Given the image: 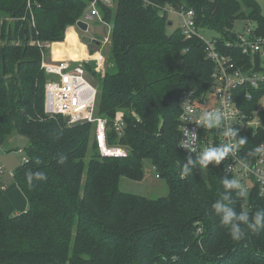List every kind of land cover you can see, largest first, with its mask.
Returning a JSON list of instances; mask_svg holds the SVG:
<instances>
[{
    "label": "trees",
    "instance_id": "16d2710c",
    "mask_svg": "<svg viewBox=\"0 0 264 264\" xmlns=\"http://www.w3.org/2000/svg\"><path fill=\"white\" fill-rule=\"evenodd\" d=\"M92 1L0 0V147L18 134L28 138L22 149L27 162L13 177L2 175L25 194L26 210L15 215L6 211L3 186L9 183L0 177V264H264V230L246 231L235 241L212 210L223 190L222 178H234L223 161L204 169L206 177L199 167L180 176L188 156L178 146L180 98L189 89L207 93L214 64L200 37L187 39L179 27L168 32L169 15L158 8L171 4L194 9L200 31L215 32L222 52L251 65V57L236 46L239 33L234 27L238 20L245 26L252 22L256 34L264 36L261 3L116 0L111 7L99 2L103 19L111 25L109 59L114 69L106 67L102 75L94 62L84 66L91 75L101 74L97 115L108 120V142L129 149L127 157L105 158L95 143L94 124L69 125L64 116L46 113L48 75L41 67L45 48L35 42L51 45L67 36L54 44V52L68 51L78 41L68 29ZM87 43L91 48L98 41ZM254 60L264 73V60ZM263 95L264 83L248 103L250 109ZM119 111L126 123L122 135L111 129ZM260 115L262 126L241 134L247 156L264 142V108ZM61 156L66 158L63 164L58 163ZM146 161L166 181V196L153 199L120 189L122 177L144 178ZM30 169L44 171L47 180L30 189L25 178ZM233 207L251 214L264 209V198L255 187Z\"/></svg>",
    "mask_w": 264,
    "mask_h": 264
},
{
    "label": "built area",
    "instance_id": "2783aa9c",
    "mask_svg": "<svg viewBox=\"0 0 264 264\" xmlns=\"http://www.w3.org/2000/svg\"><path fill=\"white\" fill-rule=\"evenodd\" d=\"M145 1L150 3L149 0ZM99 2L113 7L116 0H93L77 22L82 20L87 23L88 29L90 22L96 20L110 25L103 19L98 7ZM158 8L162 15L178 16V27L185 38L200 37L205 42L207 58L214 64L211 89L203 95H198L196 89H189L180 98V143L186 137L191 136L194 140V147L200 151L205 147L223 144L225 137L221 134L222 130H209L198 126V122L203 112L214 111L224 105L227 106L226 110L229 113L226 123L238 129L240 136L246 130L256 131L260 128L262 126L260 113L264 108V95L259 97L255 109H250L248 106L264 83V73L257 69L254 60L256 58L264 60V36L256 34V25L249 22L238 34L239 40L236 46L241 49L243 54L252 59L251 65H248L237 62L235 55L222 52L214 37L207 39L201 35L200 29L196 26L194 9H178L171 4L158 6ZM77 22L75 26H77ZM110 33L111 25L109 35L104 37L100 47H103L102 44L110 42ZM95 40L90 41L94 43ZM35 42L43 48L47 45L40 41ZM228 45L233 46L234 44L229 42ZM47 47H51V45H47ZM103 59V48L93 50L82 58H66L51 62L47 60L44 53L41 67L48 75L45 85V111L52 117L64 116L69 125L85 122L94 124V139L100 155L105 158L127 157L129 149L126 146L112 145L108 142L110 129L108 120L97 115L98 87L88 79L84 66V63L92 61L97 64V72L104 75L106 66L104 67ZM188 108H191L192 111L186 114L185 110ZM125 127L124 114L118 112L111 129L113 128L115 132L122 135ZM180 148L188 154L186 149ZM192 156L195 158V153H192ZM223 164L227 172L239 179L248 191L257 187L260 196L264 198V142L256 146L255 154L251 156L243 153L241 145L237 153L227 157ZM5 173L11 177L14 176V171L0 163V177ZM3 189L6 190L7 187L3 186Z\"/></svg>",
    "mask_w": 264,
    "mask_h": 264
},
{
    "label": "clouds",
    "instance_id": "9594fccd",
    "mask_svg": "<svg viewBox=\"0 0 264 264\" xmlns=\"http://www.w3.org/2000/svg\"><path fill=\"white\" fill-rule=\"evenodd\" d=\"M227 106L214 111H205L201 114L198 126L206 129H220L225 137L223 144L205 147L202 151L194 147V140L191 136L184 139L178 146L187 150L188 156L183 166L180 165L181 178L191 174L193 169L199 167L201 170L208 168L210 164L218 166L227 157L235 155L241 145L246 143V138L238 134V129L226 123L229 113ZM191 108L185 110L190 113ZM192 153H195L193 158ZM66 158L61 156L58 163L63 164ZM27 162V161H25ZM34 163L39 166L42 161L39 157L35 158ZM27 186L31 189L35 182L47 180V175L41 170H28L25 174ZM222 192L211 205L216 217L219 219L221 227L228 230L231 239L241 240L246 231L259 232L264 230V209H258L254 213L247 210L239 212L233 207L236 200L247 198L248 190L237 178H222Z\"/></svg>",
    "mask_w": 264,
    "mask_h": 264
},
{
    "label": "rangeland",
    "instance_id": "374dc122",
    "mask_svg": "<svg viewBox=\"0 0 264 264\" xmlns=\"http://www.w3.org/2000/svg\"><path fill=\"white\" fill-rule=\"evenodd\" d=\"M258 1L261 3L264 11V0H258ZM169 20H171L173 24L168 25V32L172 33L179 26V18L177 15H169ZM109 27L110 25L101 23V21L96 20L90 22V29L88 31H84L81 28H76L75 31H77L80 36H84L90 40L96 39L97 41L98 40L102 41L105 36L109 35ZM244 27H245L244 21L238 20L235 22L234 29L238 33L242 32ZM68 33L71 37H77L71 28L68 29ZM201 35L207 39H212L217 34L210 30H201ZM77 40L78 41L74 42L76 44H72V48H75L74 53L72 55L73 59H77V57H79L81 54H87L86 49H84V51L82 50L79 51L76 49L82 43V42L80 43L79 39ZM109 43L110 42H108L107 44H102L103 47H99V46L96 47H98L97 50L103 48L104 67L106 66L113 70L114 68H112V64H111L112 62L109 59V53H110ZM45 53L46 55L50 54V47H45ZM87 75H88V79L96 86L101 84L100 73H98L97 76H94L87 71ZM119 112L122 113L123 111H119ZM13 138L10 141H8L5 145L0 147V162L4 164L8 169L14 171L25 160V153L23 152L22 149L28 144V138L19 134L14 139ZM88 160L89 157L87 158V161ZM200 172L204 177H206V172L204 169L200 170ZM11 189L12 187L6 190L4 192V195L8 193ZM120 189L124 192L142 195L153 199L166 196L168 194V185L166 181L159 177L157 171L155 170V168H153L150 161L145 162V176L142 180L137 181L130 179L128 177H122L120 180ZM23 197L24 198L26 197L25 194L23 195ZM17 209H18L17 212H15L17 214L24 211L22 209H19V207ZM15 213H13V215H15Z\"/></svg>",
    "mask_w": 264,
    "mask_h": 264
},
{
    "label": "crops",
    "instance_id": "0c3cea01",
    "mask_svg": "<svg viewBox=\"0 0 264 264\" xmlns=\"http://www.w3.org/2000/svg\"><path fill=\"white\" fill-rule=\"evenodd\" d=\"M69 28H71L74 31L75 35L77 36V37H73V38L79 39L80 43L82 42L79 45V47L76 48L77 50H79L78 48H81L82 51H84V49H86L87 50V54H89V53H91V49H93L94 51L98 49V47H94V46L90 48L89 43H87V41H89L90 39H88V38H86L84 36H80L79 33L77 31H75L76 28H79L78 25L77 26L72 25ZM66 40H67V36H66V39L64 41H66ZM64 41L54 42L53 44H51L50 54L46 55L47 60H49L51 62V61H55V60L66 59L62 55H66V57H68V55H69L68 51L60 52V53H57V54H55V52H54V44L62 43ZM98 42L101 43L100 40H98ZM85 43H87L88 45L85 44ZM100 43H98L97 46L100 47ZM72 44H76V43H71L70 44V50H71L72 55H73L75 48H72ZM81 50H79V51H81ZM2 180H5V182L9 183V186H8L7 190L12 187V189L8 193L3 195V198H2V203H3V206L5 207L6 211L9 214H13V213L17 212V210H18L17 208L18 207H19V209L26 210L27 207H28L27 199H26V197L25 198L23 197L24 194L22 193V191L20 190L18 185L14 182V180H11L8 176H3ZM13 183H15V184H13ZM15 214H17V213H15Z\"/></svg>",
    "mask_w": 264,
    "mask_h": 264
},
{
    "label": "water",
    "instance_id": "95a60500",
    "mask_svg": "<svg viewBox=\"0 0 264 264\" xmlns=\"http://www.w3.org/2000/svg\"><path fill=\"white\" fill-rule=\"evenodd\" d=\"M168 24H169V25H172V21L169 20V21H168ZM77 25L79 26V28H81V29L84 30V31H87V30H88V24L85 23V22H83L82 20H79V21L77 22ZM98 43H100V42H98ZM3 61H4V55H3ZM4 64H5V62H4ZM2 74H4V67H3V72H2Z\"/></svg>",
    "mask_w": 264,
    "mask_h": 264
},
{
    "label": "bare ground",
    "instance_id": "6f19581e",
    "mask_svg": "<svg viewBox=\"0 0 264 264\" xmlns=\"http://www.w3.org/2000/svg\"><path fill=\"white\" fill-rule=\"evenodd\" d=\"M79 50H81V48H78ZM67 50H68V52H69V55H68V57L67 58H72V52H71V50H70V45H68L67 46Z\"/></svg>",
    "mask_w": 264,
    "mask_h": 264
}]
</instances>
